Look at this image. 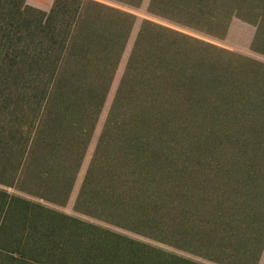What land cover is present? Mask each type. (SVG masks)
<instances>
[{"label": "rangeland", "instance_id": "obj_1", "mask_svg": "<svg viewBox=\"0 0 264 264\" xmlns=\"http://www.w3.org/2000/svg\"><path fill=\"white\" fill-rule=\"evenodd\" d=\"M54 1L26 0V5L49 13ZM92 1L131 14L136 22L76 180L71 186L72 180L62 184L71 188L67 203L55 205L30 195L41 188L29 175V165L19 172L14 186L0 185V190L16 198L19 205L28 204L17 210V217L22 212L38 211L29 207L31 204L50 211L47 236L53 239L44 240L49 255L42 264H81V254L93 264H264V159L256 160V145L255 153L243 155L248 151L242 149L247 143L242 132L234 133L238 153L227 145L226 137L232 134L227 133V126L178 133L144 132L133 127L138 123L132 118L133 103L128 108L125 103L123 122L133 129L126 126V131L111 137L110 153L103 155L95 176L85 182L145 21L172 31L164 32L162 39L150 35L144 45L146 48L151 41H158L152 70L161 89L186 82L190 88L185 97L219 106L217 111L203 110L200 119L207 115L216 120L251 118L264 132V0H219L218 5L209 1L211 9L225 20L224 25L228 18V25L239 18L258 29L251 49L246 38L237 39L238 44L226 41V35L214 36L220 34L219 29L206 22L193 19L191 25H185L155 16L148 11L151 0H144L138 9L112 0ZM19 4L20 0H0V71L10 69L21 51L13 23ZM25 17L28 25L23 34L29 40V11ZM241 50L246 55L240 54ZM144 57L151 64V47ZM20 69L25 76L17 85L29 91V62L22 63ZM162 91L165 94L167 90ZM26 101L29 105V97ZM18 118L29 131V106L18 112ZM3 120L8 122L9 118ZM128 152H139L141 162L131 163L125 158ZM246 162L256 166L252 175L240 168ZM12 172V165L0 163L1 181H11L7 177ZM48 194L59 199L54 191ZM37 225L39 221L27 218L30 232ZM23 231L21 226L14 233L15 242L21 240ZM28 241L32 242L30 237ZM12 257L13 263L19 264L20 255Z\"/></svg>", "mask_w": 264, "mask_h": 264}, {"label": "trees", "instance_id": "obj_2", "mask_svg": "<svg viewBox=\"0 0 264 264\" xmlns=\"http://www.w3.org/2000/svg\"><path fill=\"white\" fill-rule=\"evenodd\" d=\"M112 1L138 9L144 0ZM209 1L151 0L148 11L185 25H191L190 20L193 19L206 22L219 29L220 34L215 33L214 36L225 37L230 18L224 25L225 20L211 9ZM212 3L218 5L220 1L215 3L212 0ZM16 9L13 23L17 25V35L20 36L17 43L21 51H18L10 69L0 71V163L8 162L13 166V172L7 177L11 181L0 180V185L14 186L19 172L29 165V175L41 188L29 194L41 201L65 206L71 188L62 184L65 180H72L71 186L76 180L136 19L131 14L92 0H55L49 13L28 7L26 0H20ZM26 11H29V40L23 34L28 25ZM23 24L25 28L22 30ZM164 32L172 33L151 22L142 23L85 182L95 176L104 161L103 155L106 157L105 154L110 153L111 137L123 129L126 131L127 127L150 133H178L227 126V133H232L226 137L228 147L236 151L234 133L242 132L247 138L242 149L248 151L243 155L255 153L253 148L256 145V160L264 159V132L258 129L260 124L256 120L229 116L216 120L209 115L200 119L199 113L203 110L217 111L219 106L185 97L190 88L186 82L178 86H163L167 90L163 93L156 80V72L152 70L154 47L158 46V41H151L146 48L144 45L150 41V35L162 39L166 35ZM149 47L151 64L144 57ZM25 62H29V91L17 85L25 76L20 72L21 64ZM128 87L132 89L128 91ZM125 103L127 108L133 103V113L128 110L138 122H133V127L123 122L124 114L121 112H125L122 110ZM28 106L29 131L18 118V112L23 113ZM2 118H9V121ZM125 158L134 165L141 162L139 152H128ZM240 168L245 174L252 175L256 166L246 162ZM50 191H54L59 199L49 195ZM19 203L0 190V264H14V253L20 255L19 264H42V259L49 255L43 245L44 240L53 239L47 236L50 211H45L47 209L41 205L31 204L29 207L38 211L22 212L17 217V210L28 206ZM27 218L39 221L40 225L30 227V232L26 226ZM21 226L24 227L20 233L21 240L15 242L14 233ZM29 237L32 242H27ZM78 260L81 264L94 263L84 254Z\"/></svg>", "mask_w": 264, "mask_h": 264}, {"label": "crops", "instance_id": "obj_3", "mask_svg": "<svg viewBox=\"0 0 264 264\" xmlns=\"http://www.w3.org/2000/svg\"><path fill=\"white\" fill-rule=\"evenodd\" d=\"M258 34V29L255 26L245 23L243 20L239 18H234L229 25V29L226 34V41H236V43H240L237 39L246 38V45L248 49L252 47V45L256 42ZM250 35L249 37H247ZM240 54L246 55L245 51H239Z\"/></svg>", "mask_w": 264, "mask_h": 264}]
</instances>
